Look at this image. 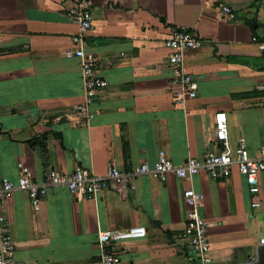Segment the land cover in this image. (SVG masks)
Returning <instances> with one entry per match:
<instances>
[{"label": "crops", "instance_id": "0c3cea01", "mask_svg": "<svg viewBox=\"0 0 264 264\" xmlns=\"http://www.w3.org/2000/svg\"><path fill=\"white\" fill-rule=\"evenodd\" d=\"M75 1L0 0V178L15 181L17 161L36 182L50 168L101 175L111 163L126 171L153 163L160 149L180 164L212 148L216 113L224 114L231 147L243 139L253 155L264 145V91L254 88L264 80V57L250 40L262 36L264 0H89L84 51L95 57L106 86L86 124L71 115L82 99L81 77L77 59L65 56L76 26L64 11ZM219 2L236 20L218 17ZM181 26L201 42L183 53L196 96L177 105L163 40ZM258 180L257 209L233 170L225 179L202 171L183 180L136 175L92 198L48 187L35 206L15 190L0 211L14 243L13 264H89L99 253L100 231L132 225L143 226L144 237L109 247L120 264H187L193 253L183 235L181 191L191 187L203 195L198 211L208 223L211 264L236 263L246 254L254 260L264 233V173Z\"/></svg>", "mask_w": 264, "mask_h": 264}, {"label": "built area", "instance_id": "2783aa9c", "mask_svg": "<svg viewBox=\"0 0 264 264\" xmlns=\"http://www.w3.org/2000/svg\"><path fill=\"white\" fill-rule=\"evenodd\" d=\"M89 0H77L65 9L64 14L76 26L70 35L71 48L65 52L66 57L77 59L80 68L82 99L73 106L71 115H81L85 124L92 118L90 109L93 98L100 94L106 86V81L96 73V60L84 51V37L91 27L92 16ZM218 17L226 21L236 20L233 10L224 3L215 6ZM262 36L252 35L250 40L255 44L259 53L264 57V16L261 23ZM200 39L189 28L181 26L173 28L163 40V47L167 50L166 63L170 67V98L174 104L181 105L196 96L197 82L184 70L183 53L200 45ZM254 88L264 91V80ZM261 104V103H260ZM214 120V134L212 148L204 155L186 157L180 164H173L164 150L156 153L153 163H138L123 171L108 163L103 174L97 175L83 167H76L68 172H57L47 169L43 179L36 182L32 179L27 166L21 161L16 162L18 176L15 181L0 178V203L8 199L15 190H23L32 206H35L46 194L48 187H63L72 195L92 198L95 194L107 188L111 182H128L136 175H147L163 181L171 174L178 179H189L202 171L211 179H225L233 170L243 176L248 193L253 197L251 208L261 207L260 186L258 177L264 173V145L257 148L253 155H249L243 139H238L231 147L228 142L226 119L223 113H216ZM1 134V126H0ZM181 198L186 206L183 235L187 245L193 253L187 264H211L210 245L207 238L208 223L199 214L198 208L203 195L191 187L181 191ZM145 229L141 225H132L123 230L107 229L100 231L96 237L97 247L100 249L89 264H120L118 255L109 247L116 245L123 239L141 238ZM257 246L264 245V233L257 239ZM256 251V250H255ZM14 243L6 227L4 215L0 211V264H13ZM252 260V257H250Z\"/></svg>", "mask_w": 264, "mask_h": 264}, {"label": "water", "instance_id": "95a60500", "mask_svg": "<svg viewBox=\"0 0 264 264\" xmlns=\"http://www.w3.org/2000/svg\"><path fill=\"white\" fill-rule=\"evenodd\" d=\"M244 258L246 259L244 262H231L227 264H264V245L257 246L254 260L250 259V254H246Z\"/></svg>", "mask_w": 264, "mask_h": 264}, {"label": "rangeland", "instance_id": "374dc122", "mask_svg": "<svg viewBox=\"0 0 264 264\" xmlns=\"http://www.w3.org/2000/svg\"><path fill=\"white\" fill-rule=\"evenodd\" d=\"M259 217V216H258ZM260 218V217H259ZM207 238H208V236H207Z\"/></svg>", "mask_w": 264, "mask_h": 264}]
</instances>
